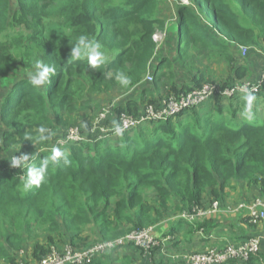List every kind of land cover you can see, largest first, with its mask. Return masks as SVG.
Listing matches in <instances>:
<instances>
[{
	"label": "trees",
	"instance_id": "obj_1",
	"mask_svg": "<svg viewBox=\"0 0 264 264\" xmlns=\"http://www.w3.org/2000/svg\"><path fill=\"white\" fill-rule=\"evenodd\" d=\"M153 2L0 0V77L12 76L5 78L12 82V92L0 105V262L3 264H35L57 246L85 252L99 243L112 242L150 226L157 230L158 225L172 219L175 226L185 225V221L177 218L180 213L195 207L207 208L218 201L232 182L244 185L250 193L257 190L261 195L264 193V122L257 123L264 116L235 118L238 110L231 105L227 112L217 108L218 112L202 116L197 114L199 108H186L165 119L151 120L146 123L149 126L143 124L132 131L114 134L113 143L105 140L102 146V142H97L93 151L79 131L80 140H66L57 145L70 161L67 165L62 158L49 160L52 148L43 151L36 147L39 141L46 145L53 138V134L41 133V127L54 131L66 129L67 125L71 129L81 127L91 112L101 109L87 95L78 99L73 84L79 79L89 94L100 87L112 88L125 71L136 69L140 75L144 73L153 54L152 35L158 28L152 20ZM198 2L208 6L214 21L205 18L204 23L200 22L189 8L180 5L174 30L184 34L182 46L200 44L204 49H212V57L217 52L229 62L232 56L228 43L261 45L264 51V0ZM12 5H15L13 10ZM82 34L101 46L103 62L95 67L87 58H69ZM220 36H226V41H221ZM36 60L56 66V74L42 87H48L46 94L37 92L41 88L33 86L28 79L27 73L33 70ZM163 63L166 61L162 60L158 67ZM241 70V67L233 69V77L222 82L220 89L243 80L246 70ZM152 77L156 79L153 87L157 88V81L165 79L166 74L155 72ZM260 80V77L253 80L260 85L259 92L251 95L250 105L255 100L264 102V81L260 83ZM199 82L194 80L196 86L192 87L171 83L165 94H186L199 89ZM241 98L244 96L233 99L236 103ZM123 101L113 107L107 120L109 126L115 127L121 114L136 117L141 113L136 102ZM160 102L152 98L145 107L157 108ZM245 104L250 112L247 99ZM49 108L57 126L47 113ZM262 108L263 104L255 111L263 115L264 111L259 110ZM81 110H86V115L77 116ZM226 114L231 118L226 119ZM41 136L47 139H39ZM21 155L27 156V160L13 166L11 158ZM33 166L45 179L38 186L25 187L26 176H20ZM206 194L213 199L202 204ZM237 214L241 216L239 223L248 228L256 226L246 210ZM208 219L197 222L200 225L195 230L203 231ZM170 228L167 235L174 237L169 240L172 243L177 231ZM91 237L93 243L88 247L80 250L73 247V243L85 244ZM252 237L258 236H243L234 244ZM159 238L167 248L168 239ZM28 247L30 256L21 253ZM260 247L256 254L259 256ZM120 248L89 255L93 257L86 258L82 264H92Z\"/></svg>",
	"mask_w": 264,
	"mask_h": 264
},
{
	"label": "rangeland",
	"instance_id": "obj_2",
	"mask_svg": "<svg viewBox=\"0 0 264 264\" xmlns=\"http://www.w3.org/2000/svg\"><path fill=\"white\" fill-rule=\"evenodd\" d=\"M184 5L198 18L200 22H205V18L208 21H214L212 19L211 11L206 5H201L198 0H154L153 2V10H152V20L157 22L156 25V31L155 33L159 34L161 36V41L154 42L153 37L152 41L154 42V48H153V54L150 58L147 67L143 74L140 75V72L138 70H129L125 71V75L129 78L130 83L127 86L121 85L119 80H117V83L112 88H101L97 91H93L92 93L86 94L83 90V81L79 79L77 83H74V90L77 93V97L84 99V97L87 95L91 98V103L93 105H99L100 108H106V109H96L94 112H91L90 115L84 119V125L77 128L68 127L66 129H62L60 131L53 130V128H47L44 133L53 134V138L46 144L42 145V141H39L38 147L40 150L47 151L50 150L53 146H61L65 143L67 139V134L70 130H72L73 134L81 133L83 135L82 137L85 138V140L89 144V150L93 151L95 148V144L97 142H102V146L104 145L105 140H109L111 143H113L114 140V133L112 135L105 134L103 135V131L109 126L110 123L107 122L109 117H111L113 111V107L115 105L120 104L121 101H134L136 102L141 109V112H143L145 105L147 104L148 100L154 98L158 101L161 100V102L166 98L169 97L170 94L166 95V87H169V85L172 83L173 85H176L177 87H180V85H188L190 87L196 86L193 81L198 79L200 80V89L204 86H208L211 90L214 91L215 95L213 96L214 101L216 102V105L212 106V108L203 110L202 105H206L208 101L200 105L199 107H196L194 110H200V113L197 112L199 115H205L207 112L216 113L217 108H220L222 112H227L229 109V105L234 106L238 112L235 114L236 117H243L246 119H249L252 115L251 112L248 111L247 105L245 104L246 97L243 98V101L241 103L240 99L238 101H234V99H223L219 102L220 96H219V88L222 85V82L228 80L229 78L233 77V69L235 70L237 67H241L242 70H246V76L243 80L237 83L241 82H248L257 80L262 75L263 72V64H264V51L261 47V45L254 46L252 44L249 45H243L238 43H228L229 45V51L230 55L232 56V62H229L226 58H224L222 55H219L217 52H214V56L210 49H204L202 45H190L189 47L182 46L183 45V33L179 34L176 33L174 30V24L177 21V10L178 6ZM12 10L15 8V5L11 6ZM57 11V10H55ZM209 28V26H207ZM153 36V35H152ZM221 41H226V36H220ZM241 48H244L246 51L244 53H241ZM199 50H202L200 52ZM166 61V63H163L159 66V63L161 61ZM156 64H155V63ZM241 70V71H242ZM155 72H164L166 74V78H161L159 81H157V88H154L153 85L155 84V78H153L152 81H147L146 77L148 75H153ZM152 73V74H151ZM12 76L11 74L0 77V105L2 101L5 99V97L12 92V82L9 80H5V78L10 79ZM44 87V86H42ZM40 87L39 91L42 94H46L48 87H45L44 89ZM218 93V94H217ZM81 100V99H79ZM264 101V100H263ZM85 102V101H84ZM81 102V105L84 103ZM264 105V102L260 101L258 106ZM101 110V111H100ZM252 110V109H251ZM261 112H263V108L259 109ZM107 112L105 114V118L103 120H99V115L101 113ZM191 114H193V111L191 110ZM51 115L50 108L47 111ZM86 115V110H81L77 113V116H84ZM256 115L264 116L259 114L258 111H256ZM52 116V115H51ZM101 117L104 116V114L100 115ZM226 119L231 118L228 114L224 115ZM261 119L263 120H257L259 122H264V117ZM53 125H56L55 117H51ZM256 122V121H255ZM64 123V122H63ZM143 124H146L145 122ZM63 126L60 125V128ZM85 128H82L84 127ZM146 126H149V124ZM0 128H2V125L0 124ZM138 127H136L137 129ZM103 131H102V130ZM148 130V129H147ZM61 138V140H59ZM89 138V139H88ZM97 138V139H96ZM84 140V139H83ZM99 144V146H101ZM39 154V153H38ZM11 157V156H10ZM12 160V158H11ZM26 174H22L20 178L25 177ZM207 198V199H206ZM215 200V199H214ZM220 204V210L218 213L225 211V215L230 217H238V214H233V210L236 209L239 205H251L256 202H264V193L260 195L257 199L253 200V202L250 203H240L236 206L229 207V204H226V193H223L220 198L217 199ZM241 202H246L245 200H241ZM210 203V199L208 197H204L202 204ZM223 208V209H222ZM227 209V210H226ZM213 217H210L206 221L203 226H208L210 223V220H212ZM187 223V222H186ZM264 220L257 222L256 226L258 225V232L260 234H256L255 236H258L263 241L264 239V233H262L264 229ZM191 227L193 228H190ZM199 223H187L184 226L188 227L187 229L183 230V234L189 236L191 232L194 230L195 233L198 231L195 230V227L199 226ZM154 227V226H150ZM163 226L158 225L157 226V235L160 237V234H158V231H162ZM202 230V229H201ZM87 234V233H85ZM82 237H86V235H82ZM261 241V242H262ZM93 243V238L87 240L85 244H75L73 243V247H75L77 250H80V248L88 247ZM94 245V244H93ZM228 246V245H227ZM60 246L53 248V251L57 254H61L65 251L67 248H58ZM224 246L223 248H225ZM71 249L70 247H68ZM221 248V249H223ZM31 250V248H29ZM129 249V248H128ZM137 251L133 249H129L130 255L126 259L123 257H119L117 254L120 252L124 253L125 251H113L111 253L106 254L104 257H102L99 260H96L92 264H132V262H136L135 256H142V257H148V264L155 262V257H161V261L164 260V257L160 253H162L164 256H167V248L162 247L160 250L157 248L149 253L148 255H144L142 252H140L137 248H135ZM117 252V253H116ZM160 252V253H159ZM113 258H117L113 260ZM144 259V258H142ZM133 262V263H134ZM264 264V261L260 259L259 255H256L254 258L249 260L245 263L240 262H230L229 264ZM0 264H3L2 261Z\"/></svg>",
	"mask_w": 264,
	"mask_h": 264
},
{
	"label": "built area",
	"instance_id": "obj_3",
	"mask_svg": "<svg viewBox=\"0 0 264 264\" xmlns=\"http://www.w3.org/2000/svg\"><path fill=\"white\" fill-rule=\"evenodd\" d=\"M152 37L154 42L161 41V36L157 33H154ZM245 51L246 50L244 48H241V53H244ZM262 75L263 76H260V83L264 81V66ZM146 79L147 81H152L153 77L152 75H148ZM258 85L260 84H256L255 81L236 83L228 88H219V96L222 99H233L241 96L246 97L248 95H255L259 92L257 87ZM214 95V91L208 86H204L201 89H195L186 94H180V96L170 94L169 97H166L162 102L159 103V107L155 108V105H148L144 108L143 112H141L136 117L130 116L128 114H121L117 118V125L123 129V132L132 131L136 129V127L143 125L144 122L148 123L151 120H160L161 118L165 119L171 115L186 110V108H196V106H200L206 101L212 99ZM106 113L107 112L101 113L104 114V116L101 117L100 114L98 119L103 120ZM116 126L110 128L106 127L104 131L101 129L103 131V135L108 132H111V134H117L115 131ZM66 140H80L79 133L73 134L72 130H70L67 134ZM219 210V202L213 201L205 209L195 207L190 212L180 213L177 218L190 224L197 223L216 215ZM243 210H246L248 216L252 218V223H257L264 220V202H256L251 205L241 204L236 209H234L233 212L237 214ZM155 229L156 227H148L142 230H137L126 234L115 241L99 243L85 252H78L69 248L65 249V251L61 254H57L56 252L52 251L35 264H82L86 261V258H92L93 256H90L93 254L102 253L104 251L109 252L110 250L124 247L126 245H132L134 248L139 249V251L144 255H148L156 248L160 250L163 247L162 240L157 235ZM260 239L261 238L259 237H252L239 244H229L223 249L214 248L204 253L184 255L178 260L183 264H229L230 262L245 263L248 262L250 258L255 257L258 253ZM21 253L23 252L21 251Z\"/></svg>",
	"mask_w": 264,
	"mask_h": 264
},
{
	"label": "crops",
	"instance_id": "obj_4",
	"mask_svg": "<svg viewBox=\"0 0 264 264\" xmlns=\"http://www.w3.org/2000/svg\"><path fill=\"white\" fill-rule=\"evenodd\" d=\"M212 101L214 100L210 99V101H208L206 105H202L203 110L212 108V106L216 105V102L212 103ZM242 101L243 98L240 99L239 103H241ZM258 102L260 101L255 100L253 101L252 105L249 106L250 112L254 111L253 113H251V115L256 114L255 108L257 107ZM198 113H200V110L198 111ZM249 191L250 190L247 189L244 185L240 183L232 182L230 186L227 187L224 191V193H226L225 203L229 204L228 205L229 207H233L240 203L253 202V200L257 199L261 195L259 190H257L254 193H250ZM205 196L208 197L210 201L213 199L212 197H209L207 194L203 195V199ZM221 196L222 194L220 195V197ZM241 200H245L246 202H241ZM219 203L221 204V202ZM224 212L225 211L217 213L216 215L212 216L213 218L212 220H210L209 222L210 224L208 226H205L203 228V231L200 230L197 233H195L193 230L191 234L187 237L185 234H183L182 231L187 229L188 227H185L182 224L175 226L176 222L173 221V219L168 223L161 224L160 226H163L162 227L163 232L158 231L159 232L158 234H160L161 237L168 239L166 244L169 246L167 247V256H164L162 253L159 252L162 255V257H164V260L161 261V259L163 258L155 257L154 264H182L178 260L181 256L192 253H204L214 248H223L224 246L238 242V239L240 237L260 234L258 232V230L260 229L258 228L259 224L257 226L248 228L246 225L239 223L238 219L241 216L229 218L228 216L225 215L226 213ZM170 227L174 228L177 231L176 233L177 238L172 243H169V240L174 239V237L167 235L171 229ZM190 228L192 227L190 226ZM262 233H264V229ZM28 248L22 249L21 251L24 252L26 255L30 256L31 253H30V249ZM129 249L128 247L120 248L117 252L122 250L125 252L124 253L120 252L117 255L119 257H123L124 259H126L127 257H129L128 255H130ZM131 249L137 251L134 248ZM260 250H261L260 256L264 261V239L261 242ZM135 258H136V262L133 261L134 263L132 262V264H148V262H146V260H148V257H142V256L140 257L136 255ZM171 258L174 260H172ZM115 259L117 258H113V260Z\"/></svg>",
	"mask_w": 264,
	"mask_h": 264
},
{
	"label": "clouds",
	"instance_id": "obj_5",
	"mask_svg": "<svg viewBox=\"0 0 264 264\" xmlns=\"http://www.w3.org/2000/svg\"><path fill=\"white\" fill-rule=\"evenodd\" d=\"M69 58L71 60H79L82 58H87L89 63L92 66H97L98 64L103 62V52L101 51V46L98 45L94 40L90 39L86 34H82L78 37L76 44L72 47V51L70 53ZM56 74V66L45 64L40 60H36L33 65V70L27 73L29 82L35 87H42L46 83L50 82V77ZM119 82L123 86H127L130 83V80L125 75H120L118 77ZM248 104H251L253 97L248 95L246 97ZM41 133L46 131L45 128L41 127L39 129ZM117 134H122L123 129L117 125L115 128ZM39 139H47L45 136L39 137ZM52 155L49 157L51 161H58L61 158L63 159L65 165L69 164L70 161L67 159L65 152L58 146H53L51 149ZM27 160V156L21 155L20 157L12 158L11 164L13 166H20L21 162ZM45 176L38 169L33 167L27 168L25 187H29L31 185H39Z\"/></svg>",
	"mask_w": 264,
	"mask_h": 264
}]
</instances>
